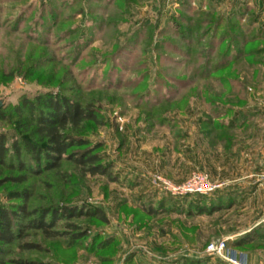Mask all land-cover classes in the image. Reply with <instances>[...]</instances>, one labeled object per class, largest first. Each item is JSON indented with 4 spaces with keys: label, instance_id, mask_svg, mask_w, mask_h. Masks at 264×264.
Here are the masks:
<instances>
[{
    "label": "rangeland",
    "instance_id": "obj_1",
    "mask_svg": "<svg viewBox=\"0 0 264 264\" xmlns=\"http://www.w3.org/2000/svg\"><path fill=\"white\" fill-rule=\"evenodd\" d=\"M90 1L94 8L90 9L85 0L74 8L70 6L76 4L73 0H0V101L5 107L14 106L23 97L33 98L48 90H59L101 106L104 124L91 129L88 137L102 144L104 161L113 164L118 182L111 183L101 176L83 177L72 165L64 164L63 175L55 171L31 175L27 185L33 192L30 207L100 206L109 223L105 225L88 218L69 221L88 230L87 244L97 235L88 251L83 249L84 245L65 250L60 240L54 244L39 231L30 230L22 242L40 244L49 250L41 254L21 251L14 244L8 248L5 258L39 260L40 257L53 264H168L187 256L207 258L213 264L214 256L205 252L209 243L232 238L228 250L233 253L231 242L264 225V190L260 189L240 207L222 209L212 215L186 216L184 212L190 202L196 205L199 197L193 196L187 201L182 196L172 197L155 187L152 182L156 176L181 184L193 174H203L220 185L215 194L229 184L228 180L237 179V183H242L250 177L240 166L236 174L213 176L209 162H224L225 168L227 163L217 158L218 152L210 144L199 141L198 120L210 115L213 107L200 96L191 94L181 107L165 113L166 117L181 121L187 133L192 134L186 137L188 142L175 139V133L168 126L148 127L147 111L138 109L135 103L151 105L168 99L176 103L189 92L183 80L191 77L197 64L193 61L187 64L179 58L178 49L182 46L172 22L183 25L185 35L188 19L192 23L194 20L208 22L246 8L239 23L247 24L257 18L255 26L264 33V8L261 9L264 4L261 0H139L126 12L124 0ZM79 7L84 11L89 8V13L78 12ZM181 9L185 12L181 13ZM199 11L204 13L196 15ZM89 18L94 23L86 24ZM193 29L196 32L193 30L188 36L198 35L197 28ZM138 31L135 44L126 47L124 42ZM162 33L161 37L172 44L165 42L158 56L155 43L161 41ZM191 58L194 60L193 55ZM254 67L258 66L252 67L244 61L237 66L239 83H247L240 97H244V89L254 94V87L261 85L260 75L251 74ZM188 81L189 86L197 85L203 93L205 82L196 77ZM84 85L93 92L82 90ZM238 102L236 105L242 107L244 98ZM13 128L12 122L0 121V132L9 137ZM182 146L191 150L184 149L179 156L177 152ZM237 160L240 164L246 161L243 153ZM132 170L145 173L146 180L136 183L138 187L131 185ZM20 187L1 186L0 204L7 205L6 194ZM160 202L163 210L159 213L148 215L141 209L149 205L156 208ZM173 206H180L183 211L178 212ZM62 223L65 222L60 221L58 229H65ZM107 236H112V242L103 245ZM234 254L247 264H264V237L240 247ZM129 255L133 259L127 263Z\"/></svg>",
    "mask_w": 264,
    "mask_h": 264
},
{
    "label": "trees",
    "instance_id": "obj_2",
    "mask_svg": "<svg viewBox=\"0 0 264 264\" xmlns=\"http://www.w3.org/2000/svg\"><path fill=\"white\" fill-rule=\"evenodd\" d=\"M73 1L76 4H70L71 8L79 5L82 0ZM85 1L87 6L89 4L90 9L94 8L90 0ZM110 1L108 0V2ZM261 1L264 4V0ZM137 2L139 0H124L126 12L130 11L132 5L138 4ZM181 6L184 8L185 5L181 4ZM89 8L84 11L79 7L77 11L89 13ZM263 8L264 5L261 9ZM185 10L181 9L180 12L183 13ZM246 10V8L243 9V12L245 13ZM243 12L237 14L233 12L228 17L222 16L208 22L194 20L192 23L188 19L186 26L190 33L187 31L185 35L182 33L183 25L172 22L175 33H179L177 41L179 40L182 46L178 49L179 58L187 64L191 61L196 62L197 66L189 78L193 80L196 77L205 82L204 91L200 93L197 85L189 86L188 78L183 80V83H186V88L189 87V92L182 95L176 103L175 101L172 103L173 101L169 99L156 101L151 105L136 102L135 106L138 109L146 110V114L149 115L148 122L150 124L148 127L159 125L175 128L177 123L172 118L166 117L165 113L172 108L181 107L193 94L196 97L200 96L202 100L213 106L211 114L199 121L202 133L207 135L213 143H224L229 140L227 136L231 135L233 120L230 122L228 117L233 113V109H230L228 105L234 101L239 103L238 100L243 99L239 94H242L243 88L247 84L246 82L239 83L237 66L243 61L248 62L252 67L259 66L264 55V33L255 26L257 18L255 17L256 19L247 24H240L239 20L242 19ZM203 13L199 11L196 15ZM88 22L94 23V20L89 18L86 24ZM193 27L199 31L196 37L188 36L193 34ZM139 34L140 31L133 33L128 41L124 42V45L127 47V45L135 44ZM163 35L162 33L159 37ZM160 40L155 43V46L158 47L156 49L158 56L162 54L165 42L172 44L169 39L161 37ZM192 55L194 60H191ZM156 74L159 75V73ZM155 77L164 82L159 76L155 75ZM59 84L61 85L60 81ZM84 86L82 90L93 92L92 88ZM217 87L219 91L216 89ZM225 92L228 93V98L227 95L225 96ZM101 109V106L96 105L93 101L85 102L79 95L59 90H48L33 98L23 97L14 106L5 107L2 105L0 107V121L14 124V131L10 137L7 133L0 132V187L5 184L22 186L6 194L7 205L0 204V264L54 263L40 257L39 260L33 258L9 260L5 258L8 248L14 244H17V248L21 251H36L41 254L49 250L40 244L22 242L27 231H39L46 240L55 242L54 244H57L56 240H60L59 242L65 250L84 245L83 249L88 251L93 247L97 235L91 239L90 244H87L88 230H83L80 225L69 221L76 218H88L98 220L105 225L109 223L105 210L100 206L59 204L44 208L30 207L29 201L33 198V192L27 185L31 175H41L50 171L63 175L64 164L72 165L80 176H101L111 183L118 182L117 174L113 173V164L104 161L102 144L94 143L88 137L91 129L104 124ZM215 193L206 196L198 194L182 196L181 199L184 201L193 196L199 197L196 205L190 202L184 214L186 216L212 215L231 207L233 202H228L225 197ZM152 208H154L153 205H149L141 209L148 215L163 210L161 202L156 208ZM172 208L178 212L183 211L180 206ZM60 221L65 222L62 223V227L65 229L57 228ZM262 237H264V225L235 239L230 243L231 249L235 253L240 247L251 245ZM103 242V245L112 242V236L105 237ZM100 248L102 247L100 246ZM132 259L133 255H129L127 263H130ZM214 259L216 261L213 264H228L217 257ZM211 262L207 258L183 256L168 264H210Z\"/></svg>",
    "mask_w": 264,
    "mask_h": 264
},
{
    "label": "crops",
    "instance_id": "obj_3",
    "mask_svg": "<svg viewBox=\"0 0 264 264\" xmlns=\"http://www.w3.org/2000/svg\"><path fill=\"white\" fill-rule=\"evenodd\" d=\"M251 74L254 77L260 75L261 85L254 87V94H249L244 89L245 95L242 107L236 105L238 103L235 101L228 105L230 109H233V113L228 117L230 122L233 120L231 124L233 127L230 132L231 135L227 136L229 138L227 142L213 143L207 135L202 133L198 123V133L201 135L199 141L202 144L204 142L206 145L210 144L211 149L218 152L217 158H222L227 163V168H225L222 166L224 162H209L212 165L213 176L219 178L225 176V174H236L238 171L236 169L240 166L245 170L247 176L250 177V180L242 183H237V179L228 180L226 182L229 184L221 187L218 195L225 197V200L228 202H233L231 207H240L242 204H245L246 200L256 196L260 189L264 190V55L262 63L258 67H254ZM170 118L177 123L175 128H169L175 133V139L179 138L182 141L188 142L185 139L187 136H192V134L187 133V129L179 123L181 121L175 117ZM202 119L203 117L200 120ZM187 146L180 147L179 151L177 149V155L182 156L184 149L189 148L191 150ZM192 150L195 151L194 149ZM242 153L246 161L240 164L237 159L241 158ZM136 171H133L132 177L134 181H130L131 185L135 187L137 186L136 183L146 180L145 173ZM136 178H138V181H135Z\"/></svg>",
    "mask_w": 264,
    "mask_h": 264
},
{
    "label": "built area",
    "instance_id": "obj_4",
    "mask_svg": "<svg viewBox=\"0 0 264 264\" xmlns=\"http://www.w3.org/2000/svg\"><path fill=\"white\" fill-rule=\"evenodd\" d=\"M152 183H154L155 187L172 197L195 194L206 196L214 193L220 187L219 184L211 182L207 176L203 174H193L188 180L181 184H173L162 177L156 176ZM229 240L232 241V238L211 242L206 247L205 252L208 255L217 257L228 264H247L246 260L229 252Z\"/></svg>",
    "mask_w": 264,
    "mask_h": 264
},
{
    "label": "water",
    "instance_id": "obj_5",
    "mask_svg": "<svg viewBox=\"0 0 264 264\" xmlns=\"http://www.w3.org/2000/svg\"><path fill=\"white\" fill-rule=\"evenodd\" d=\"M1 105H2V104H1V101H0V107H1Z\"/></svg>",
    "mask_w": 264,
    "mask_h": 264
}]
</instances>
